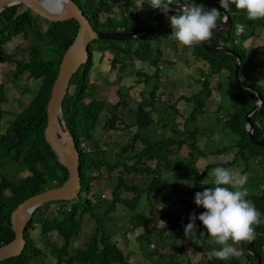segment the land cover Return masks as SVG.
Listing matches in <instances>:
<instances>
[{
  "label": "trees",
  "instance_id": "16d2710c",
  "mask_svg": "<svg viewBox=\"0 0 264 264\" xmlns=\"http://www.w3.org/2000/svg\"><path fill=\"white\" fill-rule=\"evenodd\" d=\"M84 12L96 32L115 33L125 31L132 33L137 29L145 27H154L158 22L162 12L151 9L149 17L143 19L135 14L128 18L123 12V20L117 21L115 18L118 12L122 11L115 7L112 0H71ZM126 2L125 10L132 11L130 0ZM186 2L202 5L205 10L213 8L223 11L220 8L219 1L214 4L206 3L204 0H186ZM21 6L11 7L0 14V64L16 61V79L29 72L31 79L42 81L41 89L38 95L33 99L21 113H17L15 118L7 122L4 131H0V247L16 239V233L12 230L11 215L23 203L31 197L42 192L58 189L68 180V171L61 166L57 156L52 151L51 146L45 139V130L48 126L47 107L52 95V89L59 74V66L62 57L70 45L74 43L78 36L79 24L76 21L66 23L51 24L47 32H43L39 20L43 18L34 15L31 11L20 14ZM233 21L232 29L222 30L217 35L208 40L205 45L193 46V55L199 62L207 64L210 69L208 75L200 84L202 90L199 94L193 96L195 108L182 123V133L188 134L189 158H194L195 153L203 157L223 155L228 149L237 150L236 158L232 163H217L207 169L212 171L216 167L230 168L238 173L236 168L244 166L242 175L251 172L250 162L256 163L258 170L253 172L248 180V185L260 186L262 193L253 196L249 192L247 199H250L255 208L261 213V223L255 226V238L251 242H242L243 253L247 257L248 264H264V101L262 109L257 111L251 118L250 123L254 126L253 139L248 131L247 116L254 108L259 98L254 91L260 93L264 100V85H261L262 79L259 69L262 63L253 60L244 48V43L250 38L255 37L258 31L264 30V19L248 20L242 11H237L233 5L228 11ZM174 15L169 13L168 17ZM224 20V15L217 21L219 27ZM152 21H154L152 23ZM243 25L241 33L237 28ZM172 28L170 21L164 27L153 30L148 35L126 41L100 40L94 41L90 45L91 58L83 64L70 82L67 95L64 99L62 111L65 124L70 130L76 146L81 153V178L82 192L78 200L71 202H53L39 207L34 214L33 221L27 230L28 245L25 253L16 259L0 264H41L46 262L44 252L38 246L37 237L51 239L55 235L50 246L53 247L51 255L57 258V264H132L125 256L117 243L111 241L110 237L103 231L104 220L117 211L118 205L126 206L134 212L131 215V221L136 228L145 227L149 218L137 212L140 203L145 199L152 202L156 198L164 196L169 189L170 184L163 178L164 174L176 173L180 170V164L175 158V148L181 146L186 140L166 137L164 129H171L175 133L178 129H173L171 124H178L176 117L172 118L170 111H175V106L170 105V110L165 115H159L157 112V93L159 90L158 74L160 65L163 62L162 45L166 39L171 38ZM32 34L33 43L29 50L28 58L16 59L4 49L5 45L13 38L24 35L26 38ZM132 41H136L135 44ZM155 41V42H154ZM224 46L234 50L242 59L239 71V77L242 83L235 77L236 57L221 53L207 51L208 47ZM99 49L107 54V51H115L116 56L112 60V68L116 69L119 62L134 63V57L148 63L155 69L153 75L147 72H138L139 77L145 78V83L149 85L150 80L156 78L157 83L148 91L150 99H143L138 102L136 108L137 120L133 124L137 129L128 145L122 148V154H116L118 160L110 158L115 154V144L108 142L106 148H101L99 142L95 141L94 134L100 130V120L103 118L106 109L105 101L97 100L91 92V75L94 70V50ZM48 53H53L49 57ZM104 54V55H106ZM119 57H122L119 59ZM226 76V86L231 110H228L223 117L225 127L218 131L217 136L232 137L230 146L223 150H217L205 153L199 148L200 132L198 129V118L201 115L208 114L206 103L213 97V92H221L224 85L220 83L221 77ZM218 78L217 87L211 88L210 79ZM225 78V77H224ZM29 91V90H27ZM89 92V94H87ZM121 93V90H119ZM118 93V95L120 94ZM1 95V94H0ZM92 96V97H91ZM187 103L192 99L182 97ZM3 100V99H2ZM120 103L116 104L119 105ZM162 104V103H161ZM224 110L218 109L219 113ZM154 114H158L155 117ZM5 116V112L0 109V123ZM15 114L7 113L10 117ZM121 118L114 115L104 125V130L110 132L116 130V125ZM219 119L217 122H221ZM176 124V125H177ZM160 126L161 133L158 140H151L145 135L152 126ZM175 126V125H172ZM131 129L130 125H127ZM204 140H215L216 133L212 127L201 134ZM237 137V139H235ZM140 141L142 148L136 152V142ZM94 144L95 149L88 151L85 146ZM233 144H235L233 146ZM130 153H134L130 156ZM135 160V164L130 166L128 163ZM155 164L153 170L149 165ZM20 166L19 169H27L29 176L22 178L20 182L3 175L2 171L7 166ZM107 172V178L101 175V171ZM137 175L148 177L144 182L145 187L131 185L129 182ZM205 180L207 174L203 175ZM212 182V181H211ZM213 183L204 186L197 182L192 187V191L184 194V199L179 201L180 206H184V220L186 223L178 228L179 223H174L169 218L168 223L174 235L183 242V248L180 247V254L187 257V264H242L240 259L230 258L229 260H218L214 257L208 258L207 262L193 263L191 261L192 253L197 251L201 256L206 251H212V243L209 242L206 230L197 219L195 236H185L184 228L189 223L190 214L197 217L203 213L202 207L193 205L194 197L197 192L204 191L207 187H213ZM103 198L101 200L97 199ZM95 200L96 202L92 201ZM56 203L58 207L57 214H50L46 210L52 204ZM59 204V205H58ZM70 208L66 209V205ZM100 210L104 211V216L100 217ZM136 212V213H135ZM90 214L95 217L97 227L93 237L86 244L85 250H78L70 255L71 246L75 243L79 233L83 228L84 216ZM152 235L151 231H148ZM201 233H205L201 236ZM162 240L161 235L158 236ZM138 238H146L141 235ZM152 236L147 237L151 241ZM158 239V240H159ZM194 239H197L196 241ZM156 240V242H158ZM186 245L189 252L186 251ZM199 245V246H198ZM46 255V254H45ZM174 256H166L167 264H181V261ZM189 259V260H188ZM51 264V263H49Z\"/></svg>",
  "mask_w": 264,
  "mask_h": 264
},
{
  "label": "rangeland",
  "instance_id": "374dc122",
  "mask_svg": "<svg viewBox=\"0 0 264 264\" xmlns=\"http://www.w3.org/2000/svg\"><path fill=\"white\" fill-rule=\"evenodd\" d=\"M132 11L125 10L126 2L123 0H112L115 7H119L120 10L115 18L117 21L123 20L122 12L131 18L135 14L140 15L141 18L146 19L149 17L151 12V7L148 5L149 0H130ZM206 3L214 4L219 0H204ZM28 8L21 6L20 14L28 11ZM34 14V13H33ZM36 15V14H34ZM154 21H152L153 23ZM53 24V23H51ZM59 24V23H57ZM39 25L43 32H47L50 28V22L45 19L39 20ZM127 42V41H126ZM155 42V41H154ZM133 44L136 41H132ZM33 37L32 34L26 38L21 35L17 38H13L4 47L7 53H10L13 58H28L29 50L32 48ZM244 48L249 53V56L253 58L257 63H262L259 69L260 76L262 79L261 85H264V30L258 31L255 37L250 38L246 43H244ZM163 49V62L160 65V71L158 74V80L156 78L150 80V84L145 83L144 77H139L138 72H147L149 75H153L155 69L152 68L148 63L139 60L134 57V63H129L125 60V63H117L116 69L112 68V60L116 56L115 51H107V54L99 49L94 50V60L95 66L91 75L92 83L91 92L97 100L105 101L106 109L103 118L100 120V130L95 132V141H100L99 144L101 148L105 149V144L108 142H113L115 144V154L110 155V158H115L118 160L116 154H122V148L128 145V141L132 139L136 132L134 123L137 120L136 108L138 107V102L143 99L149 100L150 95L148 91L159 82V90L157 93V110L158 114L165 115L169 113L168 107L170 105L175 106V111H170L173 115L168 121L174 119L178 124H171L173 129H178L177 132L171 133V129H164V134L166 137H171L174 139L186 140L184 144L175 148L176 156L180 164V170L176 173H167L163 175L165 181L170 184L169 189L164 193V196L154 199L152 202H148L145 199L140 203L137 208V212L141 215L149 218V221L145 227L136 228L131 221V215L134 213L129 210L126 206L118 205L117 211L111 214L103 223V231L110 237L111 241L117 243L121 250L125 253L126 259L132 264H167L166 256H176L177 259L181 261V264H187V257L184 254H180V247L183 248V242L177 238L170 229V225L166 218H169L174 223H179L178 228H181L186 219L184 220V206L179 205V201L184 199V194L192 191L193 185L200 182L203 186L208 183H212L214 177L212 176V171H208V167L211 165H216L217 163H232L236 158L237 150L228 149L223 155H215L203 158L199 152L195 153L194 158L191 160L189 158V140L188 134L182 133V123L185 118L191 114L195 108V101L193 96L199 94L202 90V82L205 78L210 77V69L207 68V64L204 62H199L193 55L192 47H184L180 45L174 37L171 36L170 39H166L162 45ZM46 54L49 57L53 56V53ZM106 54V55H104ZM122 57H119L121 59ZM16 63L6 62L0 64V109L5 112V116L2 118L0 123V131H4L7 127V122L15 118L17 113H21L27 106L31 104L33 99L38 95L42 81L31 79L29 72L25 75L16 79L15 77ZM224 76V75H222ZM225 77V78H224ZM221 77L220 83L224 85L221 92H217L215 88L217 87L218 78L213 77L210 79L211 88L215 91L213 92V97L205 101L206 111L208 114L201 115L198 118V129L200 132L199 148L205 153H210L217 150H223L230 146V141L232 137H219L218 131L225 127V117L224 114L228 110H231V102H229L227 94L226 81L227 77ZM157 80V81H156ZM29 90V91H27ZM121 90V93L119 92ZM118 93H120L118 95ZM89 94V92H87ZM92 97V96H91ZM182 97L191 98L192 102L187 103ZM3 99V100H2ZM120 103L119 105H116ZM162 103V104H161ZM222 107L223 112L219 113L218 109ZM9 114H15L10 117ZM158 114H154L158 117ZM117 115L121 118L120 122L116 125V130H111L106 132L104 130V125L107 121ZM221 119V122H217ZM131 126V129L127 127ZM175 125V126H172ZM212 129L216 133V139L207 141L202 137V133L206 132L208 128ZM161 133L160 126H152L148 131H145L146 137L148 136L151 140H158V136ZM237 139V137H235ZM235 144H233L234 146ZM136 152H138L142 146L140 141L136 142ZM231 147V146H230ZM85 148L88 151L94 150V144H87ZM134 153H130L133 156ZM130 166L135 164V160L128 163ZM153 170L156 169L155 164L149 165ZM20 166H10L7 165L2 173L8 178L15 179L16 182H20L22 178L28 177L29 171L27 169L20 170ZM251 172L246 173V177L249 180L253 172L258 170V167L253 160L250 162ZM239 174H243L244 166L236 168ZM101 175L104 179L107 178V172L101 171ZM207 174L205 180L202 178L203 175ZM148 177H143L142 175H137L130 180L131 185H138L140 187H145L144 182H147ZM245 187L253 195H259L262 192L260 186H254L253 184H246ZM99 200L103 199L98 196ZM95 199V200H97ZM94 199L92 201L96 202ZM98 201V200H97ZM103 201V200H101ZM59 205V204H58ZM193 205H195L193 201ZM198 207V206H196ZM57 204L54 203L46 210L50 214H57L58 211ZM100 217L104 216V211H99ZM136 213V212H135ZM96 219L95 217L87 214L84 216V223L81 232L79 233L75 243L71 246L70 255L75 254L78 250H85L86 244L93 237L96 232ZM148 231L152 232L147 233ZM145 235L146 238H138L141 235ZM161 235L162 240L159 239ZM151 241L147 239L150 237ZM55 235H51V239H46L43 237H37L38 246L44 252V258L46 262L41 264H57V258L51 255L53 247L50 246L52 239ZM159 239V240H158ZM158 240V242H156ZM195 241L197 239H194ZM199 246V245H198ZM218 245L213 244V248H218ZM241 255L239 257H233L234 259H240L242 264H248L247 257L244 255L242 244L237 245ZM186 251L189 252V248L186 245ZM210 251H206L203 256L199 252L194 251L192 253L191 261L193 263L207 262L208 258H211ZM46 254V255H45ZM191 255V252H189ZM189 260V259H188Z\"/></svg>",
  "mask_w": 264,
  "mask_h": 264
},
{
  "label": "water",
  "instance_id": "95a60500",
  "mask_svg": "<svg viewBox=\"0 0 264 264\" xmlns=\"http://www.w3.org/2000/svg\"><path fill=\"white\" fill-rule=\"evenodd\" d=\"M16 6H24L37 16L53 24L76 21L79 24V32L74 43L69 46L62 57L59 66V74L53 86L52 95L47 107L48 126L45 130V139L57 156L61 166L68 171L69 178L62 187L42 192L31 197L12 213V230L16 233V239L0 247V263L19 258L25 253L28 245L27 230L39 207L61 201L73 203L78 200L81 195L83 188L81 178V153L76 146L70 130L65 124L62 106L72 78L78 69L91 58L90 45L94 41L100 40H114L120 42L144 37L151 33V31L164 27L169 13L176 14V6L172 5L170 8H173V11L169 12L167 16L162 13L158 23L154 27H145L132 33L125 31L103 33L94 30L89 20L85 17L84 12L71 0L66 4L61 14H54L50 11V9L55 6V0H0V14L8 8ZM220 12L224 15V21L213 31L210 39L214 38L217 33L222 30L230 31L232 29L233 21L229 12L227 11L225 13V10ZM206 42L202 44L205 45ZM206 49L210 52H221L236 57L235 77L239 82H243L239 77L242 59L234 50L226 47H208ZM254 93L257 94L259 101L247 116L248 123H250L252 115L261 110L264 101L260 93L256 91H254ZM248 131L251 139L255 143H258L257 140L253 139V124H249Z\"/></svg>",
  "mask_w": 264,
  "mask_h": 264
},
{
  "label": "clouds",
  "instance_id": "9594fccd",
  "mask_svg": "<svg viewBox=\"0 0 264 264\" xmlns=\"http://www.w3.org/2000/svg\"><path fill=\"white\" fill-rule=\"evenodd\" d=\"M68 2L69 0H55V6L50 11L61 14ZM219 4L225 13L234 5L248 20L264 19V0H219ZM148 5L166 16L173 11L170 6H176V14L168 17L166 23L170 21L171 36L184 47L199 46L210 39L217 28V21L222 16L215 8L205 10L202 5L186 0H149ZM240 27L243 29V25ZM211 174L214 177V186L197 192L194 197L195 205L202 207L204 211L198 217L190 214L184 234L195 236V221L198 219L206 230L209 242L219 246L213 248L210 256L224 261L239 257L241 252L236 246L242 242H251L255 238V226L261 223V213L252 201L247 199L249 191L245 187L246 176L224 167L212 169ZM68 208L70 205L67 204L66 209ZM200 235L204 236L205 233Z\"/></svg>",
  "mask_w": 264,
  "mask_h": 264
},
{
  "label": "built area",
  "instance_id": "2783aa9c",
  "mask_svg": "<svg viewBox=\"0 0 264 264\" xmlns=\"http://www.w3.org/2000/svg\"><path fill=\"white\" fill-rule=\"evenodd\" d=\"M237 32H238V33H241V32H242L241 27H238V28H237Z\"/></svg>",
  "mask_w": 264,
  "mask_h": 264
},
{
  "label": "flooded vegetation",
  "instance_id": "af4514ba",
  "mask_svg": "<svg viewBox=\"0 0 264 264\" xmlns=\"http://www.w3.org/2000/svg\"><path fill=\"white\" fill-rule=\"evenodd\" d=\"M157 23H158V22H157ZM157 23H156V24H157ZM156 24H155V25H156ZM142 29H143V28H142ZM137 30H141V29H137Z\"/></svg>",
  "mask_w": 264,
  "mask_h": 264
}]
</instances>
